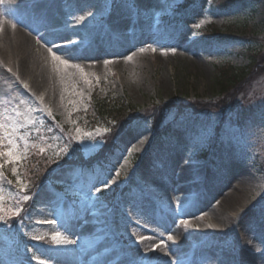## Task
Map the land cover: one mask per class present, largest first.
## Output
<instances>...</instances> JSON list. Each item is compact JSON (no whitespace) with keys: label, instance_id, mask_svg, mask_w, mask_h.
<instances>
[{"label":"rangeland","instance_id":"rangeland-1","mask_svg":"<svg viewBox=\"0 0 264 264\" xmlns=\"http://www.w3.org/2000/svg\"><path fill=\"white\" fill-rule=\"evenodd\" d=\"M228 1L214 0V4L219 8ZM63 2L65 3L60 4L61 11L64 12L63 22L71 29L74 28L72 43L68 42L71 45L81 38L87 44L90 38L97 35L101 38H105L107 34H113L118 39L126 37L130 20H137L138 32L135 34L140 33L144 38L136 39L133 44L130 41L132 45L123 50L108 48V53H103L101 58L95 57L93 53L92 47H96L98 43L89 49L92 53H84V45L77 46L74 61L67 62L65 69L59 70L58 77L63 87L61 91L55 87L56 74L51 72V75L47 73L48 84L45 86L49 87L47 90L50 94L44 89L38 91L42 96L35 94L31 98L24 93L23 97L11 98L5 93L8 99L4 97L0 100V123L5 125V130L0 134L16 142V151L21 158L15 163H7V157L0 158V163L4 164L3 169H0V189L7 183L6 171L10 167L12 174L17 176L19 189L26 191V185L18 175V170L28 154L27 151L34 149L35 144L29 145L26 151V147L25 150L21 148V143L29 139V128L46 118L58 122L62 128L68 127L59 142V146H62L56 152L53 147L55 155L67 154L70 157L74 150L72 143L80 146L85 157L100 151L110 132H105L103 127L86 130L73 120L76 112L88 109L96 87H101V91L111 95V98L125 100L136 107V111L145 110L153 103L163 101V105L154 107V112H169L165 114V124L178 125L169 136L154 142L151 140L148 124L140 123L132 126L133 128L128 127L122 134L114 136V143L118 147L113 154L108 155L109 164L105 165V171L99 168L91 171L88 167L77 170L70 165L59 164L53 173V185L47 184L32 196L31 211L23 221L20 220V234L31 237L51 236L56 231H62L61 226L40 228L34 223L52 219L56 215L59 220L66 216L72 219L78 215L86 223L87 236L91 243H97L101 239H113L117 244L126 247L146 236L142 229L147 225L144 217H149L144 210L145 201L148 198L157 201L158 181L166 180L168 175L174 174L183 180L181 182L188 180L196 187L202 177L206 176L208 187L217 189V195L209 206L192 213L191 218L182 216L190 226L183 223L176 225L179 233L173 240L167 239L168 235H174L170 231L154 235L149 244L142 246V251L146 252L149 247L163 241V251H167L169 255L180 248L198 249L203 256L210 252L216 264H233V260L242 255L257 256L260 264H264L260 254L253 251L264 243V27L261 26L264 9L257 16L254 13L250 21L254 8L252 0H243L228 10H220L210 19H205L204 16V10L208 7L206 0H195L189 8L179 7L183 0ZM261 3L264 4V0ZM89 11L94 15L87 16ZM158 14H161L159 20L156 19ZM80 15L88 18L87 28L83 27L85 21L81 23L82 26L75 28L78 25L76 17ZM177 18L180 21H175ZM201 20L205 22L200 28H196ZM246 23L244 40H255L256 44L261 45L251 54H247V47L250 46L247 42L239 41L217 48L203 39L201 34V29L209 24L225 27ZM6 34L4 31L0 37L3 38ZM188 38L195 39L190 47L184 44L188 42ZM2 41L3 39L0 40L1 76H9L11 85L16 86L18 81L23 86L20 78L21 54L18 55L10 46L6 47ZM171 48L176 49L175 53L169 50ZM140 49L144 51L141 52ZM152 49L156 51L153 52ZM256 54L258 60L262 58L258 67L252 70V76L248 80L250 84L245 82L239 85L228 97L218 96L215 82L218 68L225 65L246 68L250 63L249 56ZM128 56H132L131 61L126 59ZM167 102L173 104L167 106ZM200 103H226L230 108L224 115H212L207 123L211 125L207 131L202 127L197 132H190L185 124L190 122L185 121V117H175V112L184 107L183 105L198 106ZM128 118L130 115L125 119ZM182 122L184 125L179 126ZM221 123L223 135L213 145L215 128ZM141 140L144 142L140 143ZM10 148L5 140L0 151H8ZM203 148L207 149L206 157H201ZM62 149H67V153ZM48 169L49 166L44 167L46 173H49ZM116 170L120 172L118 177ZM203 171H207L206 175H202ZM110 178L116 182L105 189L103 184ZM96 188H101L102 191L97 192ZM226 193L240 199L230 211L227 225L216 228L214 219L219 213V198H223ZM0 197L3 204L0 207L4 208L6 206L2 201L5 196L2 194ZM47 197L52 199L51 204H46ZM71 197H75L74 203L78 204V209L72 206ZM89 197L94 202L89 203ZM22 198H18L20 208L27 202ZM159 203H163V200ZM41 210L43 212L39 213ZM62 211L67 215L62 214ZM133 221L138 222L140 227L135 226ZM209 224L214 227H208ZM209 232L216 233V236L207 234ZM35 242L38 244L26 243L17 235L11 237L6 229L0 227V264L7 259L11 260L10 263L14 259H20L26 264H35L27 255L36 254L44 258V250L57 247L46 241ZM17 245L21 247L19 253ZM185 252L183 251V255ZM162 255L158 254L156 259ZM202 262L208 264L206 261Z\"/></svg>","mask_w":264,"mask_h":264},{"label":"bare ground","instance_id":"bare-ground-1","mask_svg":"<svg viewBox=\"0 0 264 264\" xmlns=\"http://www.w3.org/2000/svg\"><path fill=\"white\" fill-rule=\"evenodd\" d=\"M78 1L81 2L84 0ZM2 10L6 15L3 18H0V28L4 26L7 34L3 38L0 37V40L3 39L2 42L6 44V47L10 46V49L12 48L18 55L21 54L20 69L22 73L20 78L24 84L28 85V88L25 89L22 86L11 85V79L8 78L9 76L5 74L1 76L2 71L0 70V100L4 97L7 98L5 93L11 98H16V96L23 97L24 94L25 96L35 94L37 96H42L41 92H38L41 91V89H44L49 93V90H47L49 87L45 86L48 84L46 81L47 73L51 75V72L57 75L54 76L57 80L55 87L61 91L63 87L58 75L60 74L59 70H64L66 64H63L60 61L67 60L68 63L72 62L76 55L74 53L75 48L68 45L72 30L69 29V26L65 24L63 25L62 23L64 12L61 11L60 0H14V3L6 2L5 8ZM13 23H16L17 25L15 29L12 28ZM45 26L49 29L55 28V31L48 33L43 32L42 29ZM129 46L128 40H122L110 44L109 47L122 48L123 50ZM49 48L52 49L51 52H49ZM107 48L108 46L101 45L100 48L93 52L94 56L101 58L103 56L102 53H104ZM52 53H55L60 59L54 60ZM50 81L51 77L49 76V84ZM20 88L25 89V91H22ZM176 178L177 177L175 176L168 175L167 180H163L160 184L161 195L170 203V206L167 209L161 210L159 204L152 199L147 200L145 205L147 211L155 209L160 211L158 214L150 217V219L158 217L154 220L155 226H151V228L153 229L157 227L155 229H158L159 234L167 230L172 231L174 234L172 235L173 237L176 236L179 231L173 225L172 220H174L179 213L184 217H187V215L192 216V213H196L200 211L201 208L209 206L211 201L217 195L216 188L213 190L208 189L209 193H206V195L205 193H202L198 197H193V202L195 203L191 207L182 210L185 202L188 200L182 197V193L187 190L189 191L190 187L186 186L185 188L181 186ZM219 196L220 195H218V198ZM177 199L180 201L179 206L176 203ZM239 199L238 196L236 197L231 194L226 193L223 195V198L220 199L221 202L217 206L219 207V213L214 219L216 228L227 225V220L230 218L229 213L233 207H235V204L239 202ZM47 200L51 201L49 197L46 198V201ZM146 209L144 210L146 211ZM42 212V210L39 211V213ZM79 220L80 218L67 220L65 221V224L66 228L69 229L72 234L83 238L85 232L82 227L78 226ZM153 235L154 234L151 233L149 236H143V242H137L134 246L130 247L129 250L114 245L112 241H102L96 243L91 248H85L86 243L83 241L80 246L62 245L57 252L50 250L45 251V253L48 254L49 259H51L54 264H110V261H114L112 264H132L130 263V259L128 263V252H130L131 256L140 259L136 264H145L151 261V256H143L140 247L144 244H149V240L154 238ZM104 244L107 252L103 251ZM161 250L162 249H159L157 253H160ZM187 256V262H182L175 253L172 255L170 254L169 259L173 258L171 261H176L177 264H200L195 254L188 252ZM204 257L205 261L209 264H216V260L210 252ZM241 261H243L244 264H260L258 257L254 255H251V257H241ZM160 264L166 263L162 261Z\"/></svg>","mask_w":264,"mask_h":264},{"label":"trees","instance_id":"trees-1","mask_svg":"<svg viewBox=\"0 0 264 264\" xmlns=\"http://www.w3.org/2000/svg\"><path fill=\"white\" fill-rule=\"evenodd\" d=\"M257 2V6L254 9L255 16L259 14L260 12H263L264 4L260 2V0H254ZM264 13V12H263ZM262 20L261 26L264 27ZM212 36L214 39H217L218 42L225 41L228 42L229 40H235L239 38H246L245 31H243V28L235 29V28H228L226 30H220L219 28H216L215 26L211 28ZM258 34V32L256 33ZM251 53V52H250ZM257 55L251 56L252 63L251 66L247 68H232V67H225L219 70L218 75L216 77V87L218 90V94L222 97H228L232 91H234L239 85L247 82L246 84H250L248 82L250 76H252V70L258 65V62L261 60L262 57L258 60L256 58ZM264 59V58H263ZM262 59V62L264 60ZM262 66V65H261ZM258 67V66H257ZM233 94V93H232ZM232 100V99H231ZM94 114L97 118H112L115 120L119 119H125L128 115H130L132 112L135 111V108L129 104L126 103L125 100L121 98H111L107 96H103L102 94H96L94 98ZM150 108V111L154 112V107H157L156 104H153ZM226 103H206L202 104L203 108H219V107H225ZM128 108V109H126ZM134 108V109H133ZM155 116L158 117V115L161 117L162 114L158 112H154Z\"/></svg>","mask_w":264,"mask_h":264},{"label":"snow or ice","instance_id":"snow-or-ice-1","mask_svg":"<svg viewBox=\"0 0 264 264\" xmlns=\"http://www.w3.org/2000/svg\"><path fill=\"white\" fill-rule=\"evenodd\" d=\"M6 2L8 3H14V0H0V6H3ZM206 3L208 5V7L204 10V16H205V19H210L213 15L217 14L220 10L218 7H216V5L214 4V0H206ZM6 15V13L2 10V8H0V18H3L4 16ZM94 14L92 12H88L87 13V16L91 17L93 16ZM86 19L85 15H80L78 17H76V22L77 24H80L82 22H84ZM205 22V20H201V22L199 24H197L195 27L196 28H200L201 25ZM16 23H13L12 24V28L15 29L16 28ZM0 31H2V28H0ZM39 42V41H38ZM72 41H70L71 43ZM170 51H172L173 53H175L176 49L175 48H171L169 49ZM52 49L49 48V52H51ZM141 52L144 51V49H140ZM153 52L156 51V49H152ZM166 54V53H164ZM53 55V59L54 60H59L60 58L57 57L55 55V53H52ZM127 60L131 61L132 60V56H128L126 57ZM61 63L63 64H67V60H61L60 61ZM105 63H109L108 61H105ZM8 71H11V69H8ZM17 79H19V77H17ZM25 88H28V85L27 84H24L23 85ZM39 99L42 100V97H39ZM21 103H23V101H21ZM19 115V113H17ZM5 130V125L3 123H0V132H3ZM15 131V129L13 128V132ZM105 132H108L110 131V129H105L104 130ZM78 139H80L79 137H77ZM5 140L7 141V144L11 146V148L8 150V151H0V158H3V157H7V163H15L17 159H20L21 156L20 154L16 151V149L18 148V145L16 144V142L11 139L10 137L8 136H4L2 134H0V148H3L4 147V142ZM82 142V140H81ZM144 141L141 140L140 143H143ZM41 151H43V149H41ZM62 151L64 153H67V149H62ZM185 163H188V161H185ZM4 167V164L0 163V169H3ZM13 172H15V169H13ZM116 176L118 177L120 175V172L119 170H116ZM0 175H2V172H0ZM116 181L114 179H109L108 181H105L104 184H103V187L106 189V188H109L110 185L112 183H115ZM23 188V185L21 186ZM96 191L97 192H100L102 191L101 188H96ZM23 201H28L30 200V197L27 196V195H24L23 196ZM0 200H2V197H0ZM177 205L179 206L180 205V201L177 199L176 201ZM11 211V215L13 217H18L20 216V213L23 211L22 208L20 207H15L13 209L10 210ZM4 210L3 208H0V221H3L5 220V216H4ZM48 223V224H52V225H55L57 223V221L55 219H46L44 221H37V223ZM181 223H183L185 226H190L188 224V221H181ZM208 227H214V225H211L209 224ZM33 240L35 241H45V237L44 236H32L31 237ZM141 239H144L143 237H141ZM168 240H173L174 237L172 235H168L167 237ZM51 244L53 245H56V246H62V245H70V244H75L76 241L74 240H69L67 237H64L61 235V233L59 231H56L52 237H51ZM164 246V242L161 241L159 244H156L154 246H151L147 249V251L149 252H152V251H155L157 248H162ZM253 251H255L256 253H259L260 256H261V259H264V243H262L260 246H257L256 248L253 249ZM164 255L165 256H168L169 253L167 251L164 252ZM237 256H238V253H237ZM32 260H34L36 262V264H49V259L48 258H42L41 256H38L36 254H33L32 257H31ZM171 264H177L176 261H171ZM233 264H244L243 261H241L240 259L236 258L233 260Z\"/></svg>","mask_w":264,"mask_h":264}]
</instances>
